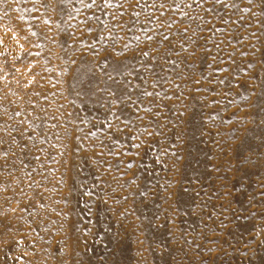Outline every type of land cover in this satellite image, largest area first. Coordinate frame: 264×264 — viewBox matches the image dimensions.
Segmentation results:
<instances>
[{
    "label": "rangeland",
    "instance_id": "374dc122",
    "mask_svg": "<svg viewBox=\"0 0 264 264\" xmlns=\"http://www.w3.org/2000/svg\"><path fill=\"white\" fill-rule=\"evenodd\" d=\"M0 264H264V0H0Z\"/></svg>",
    "mask_w": 264,
    "mask_h": 264
}]
</instances>
